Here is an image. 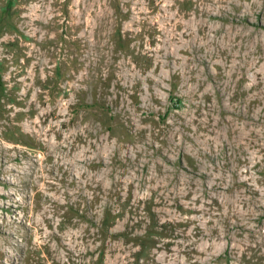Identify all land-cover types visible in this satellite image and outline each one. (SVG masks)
I'll return each mask as SVG.
<instances>
[{
  "label": "rangeland",
  "instance_id": "374dc122",
  "mask_svg": "<svg viewBox=\"0 0 264 264\" xmlns=\"http://www.w3.org/2000/svg\"><path fill=\"white\" fill-rule=\"evenodd\" d=\"M0 264H264V0H0Z\"/></svg>",
  "mask_w": 264,
  "mask_h": 264
}]
</instances>
